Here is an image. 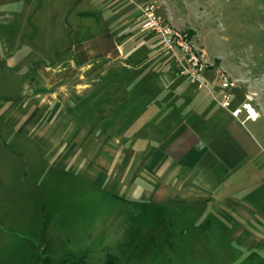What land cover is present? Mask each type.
Listing matches in <instances>:
<instances>
[{
  "label": "rangeland",
  "instance_id": "obj_1",
  "mask_svg": "<svg viewBox=\"0 0 264 264\" xmlns=\"http://www.w3.org/2000/svg\"><path fill=\"white\" fill-rule=\"evenodd\" d=\"M3 1L0 264H264V228L234 226L212 200H156L149 191L161 189L160 182L129 187L123 178L112 181L107 169L100 175L90 171L93 157L87 159L82 146H67L66 137L71 127L98 126L97 103L74 88L78 79L66 85L46 69L76 41L69 37L74 15L69 9L78 11L82 4L24 0L21 7L14 0L5 16ZM170 3L187 21L185 30H195V44L208 60L237 79L232 90L237 99L246 83L264 98V0ZM143 38L145 55L153 57L157 47ZM246 126L261 132L257 139L264 146V118ZM120 169L126 174L127 164ZM255 170L264 176V166ZM230 193L253 205V216L264 224V183L245 179L213 197L223 202Z\"/></svg>",
  "mask_w": 264,
  "mask_h": 264
},
{
  "label": "crops",
  "instance_id": "obj_2",
  "mask_svg": "<svg viewBox=\"0 0 264 264\" xmlns=\"http://www.w3.org/2000/svg\"><path fill=\"white\" fill-rule=\"evenodd\" d=\"M12 1L1 4L3 15L11 14ZM158 1L160 12L185 29L187 21L176 16L170 0ZM20 2L23 7L24 0ZM80 4L78 11L69 9L74 12L69 37L76 41L64 51L63 59H56L46 69L54 81L63 80L66 85L78 79L74 88L84 94L83 99L97 103L94 119L101 121L96 128L71 127L67 146H82L84 156L93 157L90 171L100 175L107 169L117 184L121 178L129 187L160 182V191H149L152 199L212 200L234 226L264 228L253 216V205L237 199L236 193L223 202L213 197L245 179L264 183V176L255 170L264 166V146L257 139L261 132L246 126L257 120L241 123L242 115L235 118L217 103L213 95H220L219 86L211 73L204 76L210 92L179 75L160 49L152 48L162 53L146 56L142 47L146 39L138 34V10L127 0H79L75 6ZM242 88L243 95L255 94L264 118V98L257 86L246 83ZM240 101L233 94L231 107ZM125 164L128 169L123 174L120 167Z\"/></svg>",
  "mask_w": 264,
  "mask_h": 264
},
{
  "label": "built area",
  "instance_id": "obj_3",
  "mask_svg": "<svg viewBox=\"0 0 264 264\" xmlns=\"http://www.w3.org/2000/svg\"><path fill=\"white\" fill-rule=\"evenodd\" d=\"M127 1L138 10V34L153 38L155 46L168 55L179 75L198 89L211 92L210 83L204 77L206 73H211L220 93L213 95V98L222 108L235 118L242 115L241 123L256 121L261 117L259 108L255 107L257 101L254 93L244 94L238 106L231 107L232 90L237 82L223 68L208 60L206 53L195 44L189 30L176 27L160 12L157 0Z\"/></svg>",
  "mask_w": 264,
  "mask_h": 264
},
{
  "label": "trees",
  "instance_id": "obj_4",
  "mask_svg": "<svg viewBox=\"0 0 264 264\" xmlns=\"http://www.w3.org/2000/svg\"><path fill=\"white\" fill-rule=\"evenodd\" d=\"M189 33H190L191 35H193V33H192L191 31H189Z\"/></svg>",
  "mask_w": 264,
  "mask_h": 264
}]
</instances>
